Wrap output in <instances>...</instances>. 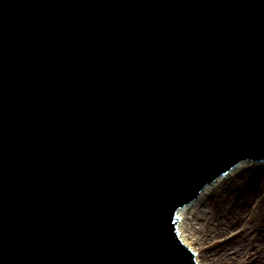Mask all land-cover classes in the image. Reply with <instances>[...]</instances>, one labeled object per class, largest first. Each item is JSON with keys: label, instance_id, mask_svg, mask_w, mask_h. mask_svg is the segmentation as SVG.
<instances>
[{"label": "water", "instance_id": "obj_1", "mask_svg": "<svg viewBox=\"0 0 264 264\" xmlns=\"http://www.w3.org/2000/svg\"><path fill=\"white\" fill-rule=\"evenodd\" d=\"M263 158L264 0H0V264H197L177 211Z\"/></svg>", "mask_w": 264, "mask_h": 264}, {"label": "bare ground", "instance_id": "obj_2", "mask_svg": "<svg viewBox=\"0 0 264 264\" xmlns=\"http://www.w3.org/2000/svg\"><path fill=\"white\" fill-rule=\"evenodd\" d=\"M242 167L244 166L230 169L221 178L206 185L199 196L189 203L191 205L196 201L195 206H191L189 215L184 217L183 223L179 225L178 221L177 229L182 241L190 248L191 242L185 238L187 234L195 236L201 232L207 237L208 233L213 232L215 237L222 238L229 234L226 238L232 239L221 246L220 252L225 263L241 264L242 260L243 264H264V194L256 190V185L264 180V160L255 168ZM248 178L249 185L244 188L233 187ZM182 209L177 211V216ZM250 215L254 217L250 219ZM253 221L255 226L251 227ZM196 240L198 241L197 237ZM191 249L195 252L198 264H205V255L199 250ZM228 249L232 252V260L230 256L224 255ZM245 256L248 258H245L247 261L244 263L241 257Z\"/></svg>", "mask_w": 264, "mask_h": 264}, {"label": "rangeland", "instance_id": "obj_3", "mask_svg": "<svg viewBox=\"0 0 264 264\" xmlns=\"http://www.w3.org/2000/svg\"><path fill=\"white\" fill-rule=\"evenodd\" d=\"M260 161L258 162H254L251 164H247L244 165L243 168H249V167H253L255 168L257 166V164H259ZM251 181V180H250ZM249 185V178L246 179L245 181L239 183H236L233 187L238 186L240 188H244L245 186ZM232 187V188H233ZM236 189V187H235ZM256 190L258 192H260V194H264V180L259 182V184L256 185ZM195 203H192L189 207L183 208L181 214H179L178 219H179V225H181V223H183L184 217L186 215H189V210L191 208L192 205L195 206ZM252 217H254V215H250L249 218L251 219ZM248 219V217H247ZM255 221H253V224H251V227H254ZM241 225V224H240ZM239 225V226H240ZM212 229V227L210 228ZM241 229V226H240ZM243 229V227H242ZM187 234V232H186ZM228 235H226L225 237H215V235L213 234V232L208 233L207 237L203 236V233L199 232L197 234H195V236H192V234H187L185 238H188V240L191 242V248L195 249L196 251H200V253L204 256L205 255V259L206 262L205 264H236V262H228L225 263L224 262V258L220 256V252H221V246L227 242L228 240H231L232 238H226L228 237ZM196 237L198 239V241L196 240ZM225 256H230L229 258L232 260L233 259V255L230 249L227 250V253H224ZM248 256H245L244 258L241 257V259L244 260V263L247 261ZM239 261V260H237ZM200 264H204V262H200ZM241 264H243V261L241 260Z\"/></svg>", "mask_w": 264, "mask_h": 264}]
</instances>
